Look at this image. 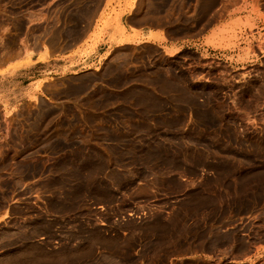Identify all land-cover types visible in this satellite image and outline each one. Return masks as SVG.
<instances>
[{"label":"rangeland","instance_id":"1","mask_svg":"<svg viewBox=\"0 0 264 264\" xmlns=\"http://www.w3.org/2000/svg\"><path fill=\"white\" fill-rule=\"evenodd\" d=\"M134 1L175 37L232 2ZM104 2L0 0V54L73 47ZM242 3L240 65L123 48L0 113V264H264V0Z\"/></svg>","mask_w":264,"mask_h":264},{"label":"crops","instance_id":"2","mask_svg":"<svg viewBox=\"0 0 264 264\" xmlns=\"http://www.w3.org/2000/svg\"><path fill=\"white\" fill-rule=\"evenodd\" d=\"M134 3V0H105L87 36L68 49L31 44L28 48H21L20 52L0 54L2 117H12L23 104L55 102V87L60 89L71 81H78L77 76L81 73L99 71L113 52L123 48L150 46L169 58L191 50L204 58L240 65L238 57L243 55L242 52L230 47L239 36L237 26L243 15L238 11L243 7L242 0L225 2L221 7L223 12L219 11L213 20L208 17L202 26L182 37H175L166 27L142 24ZM227 44L230 49L224 50ZM261 58L264 55H258V59ZM120 95L105 94L111 99ZM65 101L64 98L58 102ZM101 104H96L92 111L100 113L109 108H103ZM259 251L264 253V246Z\"/></svg>","mask_w":264,"mask_h":264}]
</instances>
